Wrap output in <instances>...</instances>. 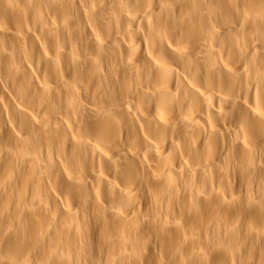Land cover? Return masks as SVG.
I'll use <instances>...</instances> for the list:
<instances>
[{
  "label": "bare ground",
  "instance_id": "1",
  "mask_svg": "<svg viewBox=\"0 0 264 264\" xmlns=\"http://www.w3.org/2000/svg\"><path fill=\"white\" fill-rule=\"evenodd\" d=\"M0 264H264V0H0Z\"/></svg>",
  "mask_w": 264,
  "mask_h": 264
}]
</instances>
